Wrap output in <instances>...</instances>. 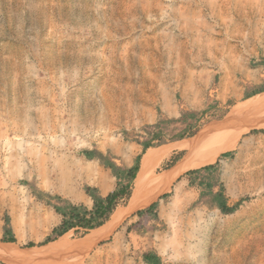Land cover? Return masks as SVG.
Segmentation results:
<instances>
[{"label":"rangeland","instance_id":"1","mask_svg":"<svg viewBox=\"0 0 264 264\" xmlns=\"http://www.w3.org/2000/svg\"><path fill=\"white\" fill-rule=\"evenodd\" d=\"M262 124L264 0H0V243L9 226L24 255L52 253L30 264H264ZM199 136L237 145L148 206L122 202L104 238L41 247L48 196L83 204L70 193L93 180L75 164L102 170L83 151L128 168L165 148L164 174Z\"/></svg>","mask_w":264,"mask_h":264},{"label":"trees","instance_id":"2","mask_svg":"<svg viewBox=\"0 0 264 264\" xmlns=\"http://www.w3.org/2000/svg\"><path fill=\"white\" fill-rule=\"evenodd\" d=\"M143 148L145 152L147 149L151 148V146L149 144H143ZM83 155L88 159L96 158L100 160L103 166L110 169L112 175L118 180L117 187L105 197L101 196L96 188L85 187V193L93 200L92 208H88L84 204L70 203L63 200L60 196H48V199L46 200L47 206L52 207L57 214L62 216V222L52 230L51 235L43 244H41V246L52 243L70 232H75L79 235H86L90 231L104 226L110 221L121 203L129 201L132 197L134 182L139 172L141 156L138 157L137 162L133 167L123 170L98 152L83 151ZM211 169L212 167H208L205 170L210 171ZM199 173L200 171H195L190 172L189 175L192 176ZM208 187L211 189V185ZM209 194L213 195V192H209ZM53 201H56L57 203L54 204ZM215 204L223 213H231L238 206L236 205L234 208L228 207L221 194L215 197ZM158 205L159 203L155 202L148 209L139 212L138 215H153L152 213ZM5 232L7 234L9 233L11 237L9 239L4 238L3 242L14 243L16 240L12 234V230L5 228ZM29 247H34V244H30ZM144 259L147 264H161V259L156 254H148Z\"/></svg>","mask_w":264,"mask_h":264},{"label":"bare ground","instance_id":"3","mask_svg":"<svg viewBox=\"0 0 264 264\" xmlns=\"http://www.w3.org/2000/svg\"><path fill=\"white\" fill-rule=\"evenodd\" d=\"M239 109H240V106H238L235 109V110H238L236 112L237 115L239 113ZM249 116H250V114H249ZM234 117H235V115H234ZM239 117H241L240 114H239ZM221 126H219V127H221ZM263 126H264V124H262V127ZM214 127H217V126H214ZM214 131L216 132L217 129H215ZM224 132L225 131H223V133ZM217 134H218V132H217ZM207 136H199L197 138L194 137L193 138L194 140H191L188 142L182 141V142L177 143L176 149H178L180 151H185V152H187V154H186L185 158L183 157L184 159L182 158L183 159L182 161H179L180 162L179 164L175 165V167L172 170H169L168 172H165L164 174H156L153 171V167H152L153 163H151V159H150L155 153H158L159 151H157V152L155 151L154 154L150 152L145 157L144 161L142 162L141 170H140V172H139V174L135 180V184H134L135 189H134V193L132 196L130 209L136 210L135 208H139V207L143 208L144 206L150 205L154 200H156L169 187L170 183H172L175 178H177L178 176L182 175L184 172H187L189 170H193L196 168H200V167L212 164L213 162H215V160L218 158V156L221 153H223L225 151L232 150V149H234L235 145H237L236 144L237 140L235 139V140L227 141V142H225V143H223L217 147H213V146L211 147V146H209V138L210 137L207 138ZM75 166L78 170L84 171V173L86 175L94 176V177L101 178V179H103L105 176L103 174V172L99 171L97 169V167H95V166L89 165V166L83 167L80 164H77V165L75 164ZM154 167H156V166H154ZM70 194H71L70 200L72 202H78V201L85 200L83 195H81L78 192L77 193H70ZM45 222L46 221H44V223ZM112 225H113L112 223H107L98 229L92 230L91 232H93V233H92V236L89 237L90 240L96 241V240L104 238L108 233H110L112 231ZM66 236H68V234L63 236V238H61V240H64ZM9 245L10 244H8L6 247L1 246L3 248H0V257L2 259H4L7 262V264H30L31 262H34V261L38 262L37 260L49 259L52 256L51 252H49V254H47V255H44L43 256L44 258L42 257V255L37 257V255L32 254V253H27L26 255H24L21 251L19 252L16 249H14L13 245H11V246H9ZM16 248H18V247H16ZM19 250H21V249H19ZM56 253H57V251H56ZM47 256H48V258H46ZM46 263H48V262H46ZM49 264H51V263L49 262Z\"/></svg>","mask_w":264,"mask_h":264},{"label":"crops","instance_id":"4","mask_svg":"<svg viewBox=\"0 0 264 264\" xmlns=\"http://www.w3.org/2000/svg\"><path fill=\"white\" fill-rule=\"evenodd\" d=\"M180 142H182V141H180ZM179 143V142H178ZM159 151L158 153H155L150 159H151V163H153L152 164V167H153V171L155 172V170H156V168L160 165V164H162L167 158H169V157H171V153L168 151V150H166L165 148H149V149H147L145 152L143 151V153H142V155H141V161H140V164H139V172H140V170H141V164H142V162L144 161V159H145V157H146V155H147V153L149 152V151ZM160 153V154H159ZM158 154V155H157ZM166 154V155H165ZM92 160H97L96 162H97V166H100L99 167V169L103 172V174L105 175L104 176V178L103 179H101V178H97V177H94V176H90L91 178L90 179H92L93 180V182L92 183H89V185H91V187H93V188H96V189H98V193L101 195V196H107L109 193H111L112 191H114L115 189H116V187H117V184H118V180L113 176V175H111L112 174V172H111V170L110 169H108V168H106L105 166H103L102 165V163H101V161L100 160H98V159H96V158H94V159H92ZM158 163V164H157ZM118 166V165H117ZM154 166H156V167H154ZM119 168H121V169H126V168H122V167H120V166H118ZM128 168H131L130 166H128ZM169 170H171V168L169 169ZM168 170V171H169ZM168 171H166V172H168ZM139 172H138V174H139ZM138 176V175H137ZM136 180V179H135ZM134 184H135V182H134ZM171 184V183H170ZM133 190H134V188H133ZM81 195H83V197H84V199L85 200H83L84 202H83V204L85 205V206H87L88 208H92L93 207V200H92V198L91 197H89L86 193H80ZM85 194V195H84ZM132 195H133V193H132ZM132 198V197H131ZM130 201H131V199H130ZM113 217V216H112ZM45 223L43 222V226L44 227H47V226H49L50 225V228H51V230H53L56 226H58L61 222H62V216H60L59 214H57L56 213V211L54 210V209H50L49 211H48V213H47V216H45ZM48 219V220H47ZM47 224V225H46ZM7 228H11V227H7ZM14 233V232H13ZM2 236H1V238H10L11 237V235L8 233H6L5 232V229H3V231H2V234H1ZM63 238V237H62ZM59 240H61V238L59 239ZM0 244H4V245H8V244H10L9 246H11V245H13V246H15L14 244H11V243H0ZM54 243H50V244H48V245H45V246H41V247H47V246H50V245H53ZM17 246V245H16ZM18 247V246H17ZM40 247V248H41ZM35 248V247H34ZM34 248H28V249H24V250H19L20 248L18 247L17 248V251H21V252H26V251H28V250H30V249H34Z\"/></svg>","mask_w":264,"mask_h":264}]
</instances>
